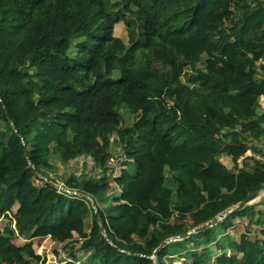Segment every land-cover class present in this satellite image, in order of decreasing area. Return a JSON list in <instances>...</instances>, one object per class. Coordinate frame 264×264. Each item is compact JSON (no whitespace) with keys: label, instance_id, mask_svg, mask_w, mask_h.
<instances>
[{"label":"trees","instance_id":"16d2710c","mask_svg":"<svg viewBox=\"0 0 264 264\" xmlns=\"http://www.w3.org/2000/svg\"><path fill=\"white\" fill-rule=\"evenodd\" d=\"M119 23L130 48L114 35ZM263 60L262 0H0V219L25 208L17 237L70 247L77 236L89 264H168L170 254L211 264L212 245L231 252L215 264H264V238H251L264 198L150 259L165 240L264 190V163L245 157L264 144V112L256 110ZM122 112L134 117L128 128ZM119 138L136 168L104 200ZM56 156L100 167L96 177L66 181L80 197L58 191L47 175ZM223 157L243 158V167L229 170ZM29 175L42 183L31 198L23 192ZM151 178L158 186L135 195ZM237 221H246L243 232L218 241ZM30 241L4 238L0 264L18 254L27 256L22 264H40ZM69 257L61 264H80L73 251Z\"/></svg>","mask_w":264,"mask_h":264},{"label":"rangeland","instance_id":"374dc122","mask_svg":"<svg viewBox=\"0 0 264 264\" xmlns=\"http://www.w3.org/2000/svg\"><path fill=\"white\" fill-rule=\"evenodd\" d=\"M227 26L229 27L230 24L228 23ZM114 35L118 38H120L127 46L130 48L129 43V37L126 31V27L124 23H119L115 26L114 29ZM80 41L79 38H75L73 40V47ZM71 55L76 54V50L72 49L70 52ZM128 59H131L132 54L129 53L126 56ZM123 59L117 58L115 60V63L117 66L123 65ZM261 62H264L261 61ZM44 109L47 111H50V104H46L44 106ZM123 119H124V125L128 128L131 126L132 122L134 121V117L131 115H128L126 112H122ZM0 128H2V125L0 124ZM221 134H217V138H220ZM114 138H112V141ZM178 140V139H176ZM125 145L126 143L122 138H119L118 145L114 144L111 145L110 149V159H109V166H111L114 169L113 176L110 178L109 181V190L102 195V198L104 200L111 199L112 197H116L120 194L119 188L116 186V182L121 178V174L123 171H127L129 174H133L134 169L136 166L133 162H126L125 161ZM263 147V146H261ZM264 152V150H263ZM112 156V157H111ZM249 156L254 158V160H257L256 158L262 157L261 151L257 154H252L251 152H247L245 154V157ZM264 156V155H263ZM52 165V170L46 171L47 175L55 183V187L57 188H63L65 190H68L64 187L66 184V181L70 177H83V176H92L96 177V175L100 172V167L96 164H93L90 159H87L85 157L78 158L77 160L66 162L61 159L60 156H56L51 158L50 160ZM125 162V165L123 164ZM252 161H247L246 164H251ZM244 163L242 162V158L238 160V162L233 163L232 161L227 162V165L230 169L235 168V166H242ZM237 168V167H236ZM41 178L36 177L35 175H29L26 179V182L24 184V195L27 198L34 197L39 188L41 187ZM151 183L149 184L148 189H145V186L138 185V191L135 193L139 195H144L147 192H150L154 190L159 184L160 179H156L155 181H152V178L150 179ZM71 193H77L75 190H68ZM261 200L264 198V194L261 195ZM101 207L103 205L100 203ZM93 211H95V208H93ZM26 210L25 208H21L20 206H15L11 211L6 213L3 218L0 219V245L4 238H14L15 244L17 245H24L26 242L30 241L33 244V248L38 256H40L41 261L40 264H61L63 262L70 261L69 253L70 251H73L77 256V261L80 264H89V258H90V252L88 250H84L81 246L82 242L78 241L77 236H75V244L70 247H64L61 244L54 243L50 240V237L44 238V239H29V240H23L22 238L17 237V229L20 224L26 223L25 219ZM92 216H89L86 220V226L88 227L91 224ZM159 229H163L164 225H160L158 227ZM240 231V228H239ZM251 238H254L255 236L259 238H264V227L261 225H255L251 232ZM218 236L221 235V232L218 231ZM236 234H238V228L236 229V232H232V237L227 240V236L224 238H219L218 241L224 240V242H230L234 237H236ZM223 236V235H222ZM217 243V241H216ZM215 246V245H212ZM27 259L26 254H18L14 257H6L4 259V264H22L24 260ZM165 260L168 264H184V260L180 258L179 256H172L171 254L169 256L165 257ZM209 261V258H207ZM44 261V262H43ZM216 261V259H215Z\"/></svg>","mask_w":264,"mask_h":264},{"label":"water","instance_id":"95a60500","mask_svg":"<svg viewBox=\"0 0 264 264\" xmlns=\"http://www.w3.org/2000/svg\"><path fill=\"white\" fill-rule=\"evenodd\" d=\"M264 193V190L255 192L254 194L250 195L249 197H247L244 201L240 202L237 206H235L234 208H231L229 210H226L222 213H220L219 215H217L215 218H213L211 221H209L208 223L193 229L191 232L185 234V235H181L177 238H170L165 240L153 253L152 257L150 259L155 260L158 253L168 244L175 242V241H181V240H185L187 238H189L191 235L193 234H197L200 233L208 228H212L213 226H215L218 222L222 221L225 217L231 215L234 212L240 211L242 209H244L247 206H251L253 204H255L256 201L259 200V198L261 197V195ZM89 199V198H88ZM92 207L95 208L94 203H92ZM101 230L104 232L102 225H100Z\"/></svg>","mask_w":264,"mask_h":264},{"label":"crops","instance_id":"0c3cea01","mask_svg":"<svg viewBox=\"0 0 264 264\" xmlns=\"http://www.w3.org/2000/svg\"><path fill=\"white\" fill-rule=\"evenodd\" d=\"M263 2H264V0H262ZM264 100V98H260V100L259 101H262V100ZM259 101H258V104L256 105V110L259 112V113H263V111L260 109V107H259ZM260 148L258 149V151L255 153V154H257V153H260V151H261V154H262V157H264L263 155H264V152H263V150H264V144H263V142H262V144H259L258 145ZM261 146H263V147H261ZM248 152H250V151H248ZM252 153V152H251ZM254 154V155H255ZM246 157H249V156H246ZM262 157H260V158H262ZM260 158H256L257 160H259ZM222 161L226 164V166L228 167V165H227V162H229V161H232L229 157H223V159H222ZM238 162V161H237ZM242 162H243V158H242ZM242 168L243 167V165L242 166H235V168ZM235 168H233V169H230L229 167H228V169L229 170H234ZM262 197V196H261ZM261 197H260V199L258 200V201H256L255 202V204L256 203H259L260 201H261ZM234 208V207H233ZM236 223V225L229 231V232H227V233H222L221 232V235L220 236H227V237H229L231 234H232V232H236V229L238 228V235L239 234H241L242 232H243V228H244V226H245V224H246V221L245 222H243V221H237V222H235ZM255 225H261V226H263L264 227V221L263 222H261V221H259V219L258 218H256V219H254V224H253V228H254V226ZM239 228H240V231H239ZM205 251H210V257H211V264H215V259H218V258H222L223 260H226V259H228L229 257H230V255H231V252H230V250L227 248V246H226V249H223V250H221V251H217V249L215 248V246H210L209 248H207V249H205ZM172 256H175V254H173ZM183 260H184V258H182ZM184 264H189V262L188 261H186V260H184V262H183Z\"/></svg>","mask_w":264,"mask_h":264},{"label":"built area","instance_id":"2783aa9c","mask_svg":"<svg viewBox=\"0 0 264 264\" xmlns=\"http://www.w3.org/2000/svg\"><path fill=\"white\" fill-rule=\"evenodd\" d=\"M261 98H264V97H261ZM261 100H262V99H261ZM259 107H260V109L264 112V100L259 101ZM258 161L264 163V157L260 158ZM56 189H57L58 191H60V192H65V193H68V194H70V195H74V196H79V197H80L79 194L71 193V192H69L68 190H65V189H63V188H57V187H56Z\"/></svg>","mask_w":264,"mask_h":264},{"label":"bare ground","instance_id":"6f19581e","mask_svg":"<svg viewBox=\"0 0 264 264\" xmlns=\"http://www.w3.org/2000/svg\"><path fill=\"white\" fill-rule=\"evenodd\" d=\"M263 194H264V193H263ZM263 194H262V195H263ZM259 199H260V198H259Z\"/></svg>","mask_w":264,"mask_h":264}]
</instances>
